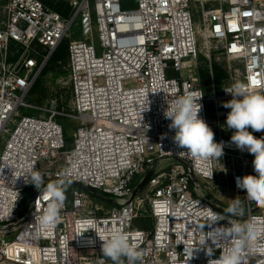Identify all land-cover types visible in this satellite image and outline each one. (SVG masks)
<instances>
[{
	"label": "built area",
	"instance_id": "obj_1",
	"mask_svg": "<svg viewBox=\"0 0 264 264\" xmlns=\"http://www.w3.org/2000/svg\"><path fill=\"white\" fill-rule=\"evenodd\" d=\"M131 3L129 7L128 0H92L90 7L89 0H70V13L63 17L39 0H5L0 25V141L7 137L0 150V257L6 262L93 264L101 251L99 238L91 229L77 236L81 219L91 218L100 228L118 227L131 237L143 252L142 264H186L191 249L199 246L204 207L224 210L202 193V189L216 188L219 161L206 165L178 154L187 150L172 141L174 131L168 129L170 121L163 115L165 98L171 101L185 92L202 90L197 74L200 38L216 44L228 61L241 64L240 82L249 91L264 92V0ZM77 17L85 39L67 44L70 112L56 111L50 105L45 117L20 115V108L38 113V106L26 102V96L50 53L68 38ZM93 30L99 54L92 44ZM35 46L46 49V55L41 56ZM210 55L211 46H207L209 62ZM231 98L226 92L220 96L213 92L210 98L217 142H224L222 157L242 159L243 152L231 143V136L221 133L230 109H221L218 103ZM207 101L204 94L199 115L209 125ZM58 117L77 124L70 143ZM163 134L167 135L162 138ZM161 161L171 164L157 167ZM32 166L46 180L55 181L67 173L71 181L61 221L44 235L36 233L34 214L45 203L36 202L39 192L25 184L23 176L15 179ZM152 167L145 194L131 197ZM249 169L243 163L229 171L231 190L245 201V220L264 221V207L256 211L258 205L248 204L246 193L236 186L235 178L248 175ZM74 184L110 198L112 207L96 205ZM25 193L29 196L26 204ZM162 201L170 202L172 208H162ZM143 207L152 224L148 229L134 226ZM221 223L227 225V221ZM7 235L12 238L6 239ZM89 238L96 240L94 246L87 244ZM219 254L217 249L214 255ZM188 264H207V257L193 249ZM254 264H264V253L257 255Z\"/></svg>",
	"mask_w": 264,
	"mask_h": 264
},
{
	"label": "clouds",
	"instance_id": "obj_2",
	"mask_svg": "<svg viewBox=\"0 0 264 264\" xmlns=\"http://www.w3.org/2000/svg\"><path fill=\"white\" fill-rule=\"evenodd\" d=\"M223 89L232 97L221 102L223 108L230 109L225 121V130L232 132L230 141L241 152L254 156L252 167L255 174L236 177V186L246 193L248 204L264 206V135L257 138L248 130L251 128L255 132H264V92H251L243 82ZM203 96L204 92L200 90L185 92L171 101L166 97L167 107L163 115L170 121L168 129L174 131L173 143L187 150L178 154L210 165L214 160L220 161L224 155V142L215 141L212 128L199 115L203 109L200 102ZM166 135L163 134L162 138ZM210 174L212 177L213 171ZM21 176L25 184L33 185L39 192L36 202L45 203L34 214L37 235L52 232L61 221V210L71 184L67 173L60 179L49 181L45 179L44 173L32 166L25 173L15 176V179ZM161 207L171 209L172 205L162 201ZM204 208L205 223L199 225V246L191 249L186 264L193 259V249L204 252L207 264H254L257 255L264 253V221L245 220V201L239 196L232 199L222 212ZM222 221H227V225L222 224ZM80 225L77 236L91 229L101 242L100 254L93 264H142V250L118 227L100 228L91 218L81 219ZM87 244L94 246L96 240L89 238ZM217 249L220 250L219 256L214 255Z\"/></svg>",
	"mask_w": 264,
	"mask_h": 264
},
{
	"label": "rangeland",
	"instance_id": "obj_3",
	"mask_svg": "<svg viewBox=\"0 0 264 264\" xmlns=\"http://www.w3.org/2000/svg\"><path fill=\"white\" fill-rule=\"evenodd\" d=\"M41 2H47L49 4L53 3H62L69 5L70 0H39ZM129 7L132 6V0H128ZM5 4V0H0V25L4 20V14H3V6ZM47 4V7L51 9V6ZM90 7L92 6V0H89ZM70 7V6H69ZM91 19H92V27L94 28V17L91 13ZM194 20L197 22V17L194 15ZM68 38L63 40L68 44L69 41H83L85 37L81 34L80 29V22L79 17L75 18L72 24L70 25L68 29ZM200 38V37H199ZM92 44L95 48V52L99 54V44L97 40V36L95 33V30L92 31L91 36ZM200 55L198 58V66H197V74L199 69H202L203 67L208 68V64L210 66L216 65L218 68L222 69L225 74L227 75V78L221 82L220 89H222L223 93L225 92L223 88L230 87L235 83H238L241 81V64L235 61H228L216 48L214 43L208 44V42L204 43V41L200 38ZM211 46V55H210V62L206 59V47ZM65 71V66L63 67ZM209 70V68H208ZM167 76H173V74L169 73ZM187 77L186 70L182 71V78L185 79ZM199 84L201 89L203 90L205 96L208 98V106L209 109L206 110V117L209 122V126L212 128L214 132V138L217 142L218 139V126H217V119L214 114V104L210 100L213 92L217 90L216 83H214L212 76H211V70H209V79L208 83L205 85L202 84L200 81L199 75ZM40 91H43V98L39 103H35L34 101H28L26 102L33 104L35 106H38V113L32 109H26V108H20L19 114L20 115H26V116H37V115H43L45 117L44 110H48L51 106H53L54 110L59 112H70V87L68 83V76L67 72L64 76H56L54 74H45L41 79L40 84ZM37 98V97H36ZM35 98V99H36ZM219 104V103H218ZM220 107V106H218ZM16 120V118H15ZM59 124L62 126L64 133L66 135L67 142L70 143L72 141V133L77 126L76 122L73 121L70 118L67 117H58ZM13 128V125L10 124L8 126V129L11 131ZM221 133L224 137H229L232 135L231 131L225 130V126L221 127ZM257 138H259L257 135H255ZM7 136L4 135L3 139L0 141V150L3 146V141L5 140ZM254 159V156L249 154L248 152H243L242 159H235L232 157H222L217 165V171H216V179H215V185L216 188L214 190H211L209 192L202 189L203 195L206 197V199L210 200L212 203L216 204L219 208L225 209L227 208L230 203L232 202V199H235L236 197L233 195V192L231 190V186L229 183V171L232 169H236L243 163L246 164L249 169V174H255L252 167V161ZM171 164V161H161L157 162V167H167ZM212 183V182H210ZM88 194V198L94 202L98 206H102L104 209H109L112 207V204L109 202L111 200L108 197H96L94 195ZM145 194V186L138 192V197L141 198ZM29 200V196L27 193H25L23 201L24 204H26ZM258 207V206H257ZM145 207L141 209V215L138 216V218L134 221V226L142 229H148L151 227V221L148 219L146 213H145ZM24 212L21 215H24ZM12 235H7L6 239H11ZM3 258L0 257V264H11L9 262H6L3 260Z\"/></svg>",
	"mask_w": 264,
	"mask_h": 264
},
{
	"label": "trees",
	"instance_id": "obj_4",
	"mask_svg": "<svg viewBox=\"0 0 264 264\" xmlns=\"http://www.w3.org/2000/svg\"><path fill=\"white\" fill-rule=\"evenodd\" d=\"M42 3L46 6L47 4H49L47 2H42ZM49 5L51 6V10L60 14L63 17H66L70 13L69 5L67 6L66 4L57 3V2ZM35 49L40 52L41 56L46 55L47 53L46 49L41 48L39 46H35ZM31 55H33V52H31ZM40 59L41 58H39L38 61H40ZM66 61H67V43L65 41H62L48 56L41 72L39 73V75L37 76V78L35 79V81L33 82L30 88L26 96V100L39 103L43 98V91H40V84L42 77L47 73L54 74L60 77L66 75V70L64 71L63 69V67L66 65ZM210 70H211L212 79L217 86V90H215L214 94L216 96L223 95L224 93L222 89H220V84L222 81H224L227 78V75L222 69L218 68L216 65L210 66ZM198 75L202 84L206 86L209 79L208 68L205 66L202 69H199ZM218 106H220L219 108L223 109V107L221 106V102L218 104ZM205 108L206 110L209 109L207 102L205 103ZM248 130L252 132V134L255 136V133L253 132L252 129L249 128Z\"/></svg>",
	"mask_w": 264,
	"mask_h": 264
},
{
	"label": "water",
	"instance_id": "obj_5",
	"mask_svg": "<svg viewBox=\"0 0 264 264\" xmlns=\"http://www.w3.org/2000/svg\"><path fill=\"white\" fill-rule=\"evenodd\" d=\"M152 172H153V167L146 172V174L144 175V177L142 178L140 183L137 184V186L134 188L131 197L136 196L138 194V192L147 184L148 179L152 175ZM74 186L79 188V189H81V190H83V191H85V192H87V193H90L91 195H94L96 197H100V198L102 197L97 191H95L93 189L84 187V186L79 185V184H74ZM111 203H113V202L111 201ZM263 207L264 206H258L255 210L258 211V210L262 209Z\"/></svg>",
	"mask_w": 264,
	"mask_h": 264
},
{
	"label": "snow or ice",
	"instance_id": "obj_6",
	"mask_svg": "<svg viewBox=\"0 0 264 264\" xmlns=\"http://www.w3.org/2000/svg\"><path fill=\"white\" fill-rule=\"evenodd\" d=\"M255 82V81H254Z\"/></svg>",
	"mask_w": 264,
	"mask_h": 264
}]
</instances>
